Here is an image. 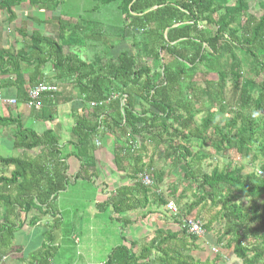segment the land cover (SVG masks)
I'll use <instances>...</instances> for the list:
<instances>
[{
    "label": "trees",
    "instance_id": "1",
    "mask_svg": "<svg viewBox=\"0 0 264 264\" xmlns=\"http://www.w3.org/2000/svg\"><path fill=\"white\" fill-rule=\"evenodd\" d=\"M98 1L91 12L117 4L126 26L141 35L134 52L121 51L117 58L98 56L92 62L67 53L71 33L83 32L88 24L80 13L77 24L59 23V39L39 30L29 35L21 31L24 47L0 49V75L9 77L7 83L15 89L17 101L28 102L29 89L49 78L55 83L74 81L80 92V100L72 108L70 143L74 149L70 152L63 150L55 129L39 134L25 127L20 117L0 116V126L16 127L17 148L41 149L33 158L0 157L3 167L13 166L10 175H0V206L5 208L0 218V253L8 252L23 226V213L37 211L30 220L35 225L50 214L57 195L68 190L74 180H95L90 175L96 167L95 142L108 135L117 139L113 149L117 171L126 172L133 181L130 186L118 187L99 205L102 209L111 206L114 215L120 216L117 220L127 225L128 212L168 202L140 179L141 173L150 171L157 186L166 175L164 169L154 170V160L148 156L152 146L163 147L166 163L183 171L187 187L180 198L194 187L200 194L192 203L181 204L176 218H172L180 230L159 229L149 242L118 245L106 264H219L220 256L202 261L190 253L199 248L200 237L183 225V218L207 199L212 207H219L204 225L207 233L213 230V223L222 221L219 242H226L225 247L232 248L241 264H264V177L232 163L205 171V157L191 150L193 140L220 153L234 149L251 164L259 162L264 171V0L258 1L260 16L250 12L252 3L248 0ZM65 2L0 0V14L6 13L12 22L23 3L55 12L66 8ZM74 9L78 12L82 7L76 5ZM239 52L250 62V79L244 76ZM150 60L154 68L159 67V73L151 72ZM27 67L32 68L28 74ZM48 69L52 72L49 78ZM176 89L180 96L186 95L184 101L175 102ZM229 90L237 109L228 112L227 121L219 124L217 111L207 109L205 102L209 100L212 106L218 105L219 113H225ZM58 97L56 92L40 99L44 120L54 121ZM90 102L104 103L92 108ZM196 103H201V108ZM203 111L207 113L197 123L196 116ZM72 155L81 162L73 178L68 175L67 163ZM47 238L29 264H54L57 248L51 244L50 233Z\"/></svg>",
    "mask_w": 264,
    "mask_h": 264
},
{
    "label": "crops",
    "instance_id": "2",
    "mask_svg": "<svg viewBox=\"0 0 264 264\" xmlns=\"http://www.w3.org/2000/svg\"><path fill=\"white\" fill-rule=\"evenodd\" d=\"M5 31L6 26L0 25V49H12L15 45L11 42L7 45L8 37L4 36ZM18 38L19 36L16 35V42L20 43L23 38L20 41ZM8 80L9 77L0 75V93L6 99H16V91L8 85ZM70 83L75 85L74 81ZM63 85L65 84L62 82L58 84V113L52 122L44 120L40 110L30 107L27 102L19 101L16 105H10L0 100V116L20 117L25 127L32 128L39 134L44 133L47 129H55L61 137L60 144L63 150L70 152L74 149L70 141L73 139L72 108L75 106L70 103L79 102L80 99L78 97L70 100L68 88ZM15 132L16 127L13 125L0 126V157L33 158L40 154V148L32 150L17 148ZM99 140L100 144L95 142L97 146L95 151L96 167L90 170V175L95 177V180L89 181L82 178L74 180L71 184L77 185L75 189L71 190L69 186L68 190L59 193L50 214L35 225H31L30 220L32 215L38 212L23 213L24 224L16 233L12 245L7 248L8 252L0 253V264H29L32 256L43 249L44 244L48 241L49 233L53 237L51 244L57 248L53 258L54 264H95L106 263L112 249L118 245L136 241L149 242L159 229L179 230L170 227L172 221L164 212L165 209L163 211V206L158 207L156 204H150L145 208L128 212L126 214L129 219L127 225L117 220V217L120 216L114 215L111 206H105L104 209L99 206L105 203L109 195L114 193L118 187L133 184L126 172H119L115 167L113 149L117 144V139L108 136L107 141ZM148 156L151 157L149 152ZM67 163L68 175L72 177L80 170L81 162L75 155H72L68 158ZM0 166L2 167L0 175L2 173L10 175L13 170V166L9 168H5L1 164ZM0 211L5 212V208L0 206ZM54 213H57V216ZM197 245L200 249V242ZM134 249L137 251L139 245ZM192 252L190 253L194 255ZM194 256L198 257L196 259L205 261L200 256Z\"/></svg>",
    "mask_w": 264,
    "mask_h": 264
},
{
    "label": "rangeland",
    "instance_id": "3",
    "mask_svg": "<svg viewBox=\"0 0 264 264\" xmlns=\"http://www.w3.org/2000/svg\"><path fill=\"white\" fill-rule=\"evenodd\" d=\"M248 1H251L252 3L250 12L260 16L262 14V10L258 5L259 0ZM98 2V0H66L65 4H68V6L66 8L61 7L55 12L37 9L36 7H32L26 3H23L16 9L17 18L12 22L8 21V15L6 13H1L0 25L6 26L4 36L8 37L7 45L9 42H11V44L15 45L13 48L17 47L14 50H19L26 45V41L22 40V37L20 38L21 31H25V33L29 35L34 30H39L55 39H59V23L62 21L64 23L77 24L80 20V18L77 17V14L80 13L82 17L87 19L88 24H86V28L83 32L71 33L72 38L70 39L69 44L65 47V51L67 53L76 52L84 60L92 62L96 60L98 56H102L106 59L108 57L117 58L121 51L127 50L134 52L135 45L140 44L141 35L136 30L126 26L124 17H122L121 13L119 12L117 4H111L108 7H102L97 13L91 12V9L94 7V5L99 4ZM76 5H79V8L82 7V9L78 12H76L74 9ZM36 19L46 22L40 24ZM16 35L19 36V41L22 40L20 43H18V41L16 42ZM239 55L244 63V76L246 80L250 79V62L242 52H239ZM149 63L153 66L154 61L150 60ZM152 68L153 70L151 72L159 73V67L154 68L153 66ZM31 69V67H27L25 68V72L28 74ZM47 77H52V72H50L49 69L47 70ZM50 80L51 78H49V81ZM184 81L187 82L189 79L186 78ZM56 83L59 84V82ZM63 84H65L63 85L65 88H68L67 91H69L68 97L70 100L80 97V92L76 86L73 85V83L65 82ZM173 95L175 102L179 101L180 99L184 101L186 97V95L180 96L177 89L173 91ZM226 98L228 102L226 104L227 112L225 113H219L218 105L212 106L209 100L205 102L207 109H215L217 111L216 122L219 124H224L227 121L228 115H230L228 112L235 111L237 109L236 106H234L235 103L230 90L227 91ZM70 104H75L76 106L77 102L73 101ZM196 104L197 107L201 108V103ZM206 113V111H203L196 116L197 123H201ZM257 115L258 113H256V116ZM99 139L102 141H107L108 135H104ZM191 150L193 153H200L203 155V157H205L203 159V169L205 171H211L214 167L223 168L232 163L234 166H244L245 172H255L258 176H261L258 172L262 171L259 167V162L251 164L249 160L242 158L234 149H230L225 153H220L215 151L210 146L203 148L198 141L193 140L191 144ZM148 152L150 153L152 159L155 160L154 170L160 171L161 169H164L166 171L163 181L159 182L157 186L154 184V186L151 187L154 189L153 191L158 190L167 201L173 200L178 207V211H180L179 206L181 204L186 205L187 203H192L195 201L197 196L200 194L198 191L199 189L196 187H194L192 190H187V192L184 193L185 197L180 198V196L183 195V190H185L187 187V181L184 177L183 171H181L180 168H172L170 165H168V163H166V158L164 157V148H156L152 146L149 148ZM146 160L148 162V159ZM1 170L2 167L0 166V172ZM76 186L75 184H70L71 190H74ZM162 208L163 211L165 209L164 212L168 214L167 217H170L172 221L170 222V227L172 229L174 227L180 230L181 226H178L172 219L174 217L176 218V215L167 210L166 204ZM218 210L219 207H212L209 199H207L206 201L201 202V204H199L194 209L192 214L185 216L184 219L186 217H196L202 220L205 225L209 223V221L216 215ZM4 214L5 212L0 211V218H3ZM212 227L213 230L210 233H207L205 230V234L201 236V240H198L201 244L200 249H193L192 253L194 255L200 256L203 260L207 259L210 261L215 259L217 256H220L219 264H241V260L236 256L232 248L229 249L225 247L226 242H219L218 232L224 228V223L222 221H218L213 223ZM198 241L197 243H199ZM214 248H218L219 252H215L213 250Z\"/></svg>",
    "mask_w": 264,
    "mask_h": 264
},
{
    "label": "built area",
    "instance_id": "4",
    "mask_svg": "<svg viewBox=\"0 0 264 264\" xmlns=\"http://www.w3.org/2000/svg\"><path fill=\"white\" fill-rule=\"evenodd\" d=\"M59 91L58 84L55 82H50L48 80H43L37 85L31 87L28 91V105L32 108H35L36 110H41L42 104L40 102V99L45 94H54ZM0 100L7 102L10 105H16L17 99H6L2 97L0 93ZM104 102H90V106L96 107L98 104H103ZM105 115L101 116L102 125L105 124ZM102 129H104V126H102ZM98 144L99 139L96 140ZM153 170V169H152ZM261 176H264V172L258 171ZM257 174V173H256ZM140 179L146 186L153 187L155 182L153 178V174H151L150 171H145L140 174ZM166 208L168 211L172 212L174 215H177L179 213L178 207L176 203L173 200H169L166 204ZM184 227H186L191 234L198 235L199 237L203 236L205 234L204 229V222L196 217H186L183 218ZM215 252H219L218 248L213 249ZM95 264H106V263H95Z\"/></svg>",
    "mask_w": 264,
    "mask_h": 264
}]
</instances>
